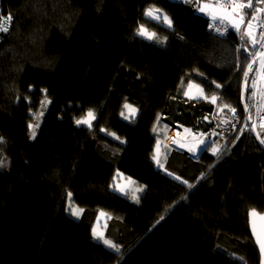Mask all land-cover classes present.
I'll use <instances>...</instances> for the list:
<instances>
[{"label":"trees","instance_id":"1","mask_svg":"<svg viewBox=\"0 0 264 264\" xmlns=\"http://www.w3.org/2000/svg\"><path fill=\"white\" fill-rule=\"evenodd\" d=\"M150 7L172 27L146 17ZM196 8L0 0V17H12L0 32V264H259L248 212H264V130L243 127L219 157L164 146L163 167L153 160L171 126L205 130L220 103L244 116L250 56ZM141 24L160 39L138 35ZM189 81L203 97L184 95ZM126 102L133 118L121 115ZM90 109L92 127L77 125ZM118 171L143 186L138 202L114 190ZM99 211L119 253L92 236Z\"/></svg>","mask_w":264,"mask_h":264},{"label":"built area","instance_id":"2","mask_svg":"<svg viewBox=\"0 0 264 264\" xmlns=\"http://www.w3.org/2000/svg\"><path fill=\"white\" fill-rule=\"evenodd\" d=\"M195 4H199L204 0H188ZM247 3V0H243ZM229 10L231 9V4H225ZM264 8V0H252V7L246 9L244 13L238 14L244 15L246 21L250 20L252 22V29L255 35V39L262 41V43H257L253 45L251 43V38L247 35L246 26L244 23L240 26L241 31L235 29L228 22H223L220 19L213 20L212 15L204 14L203 16L207 18L206 29L217 36H227L230 33H235L236 35V47L239 53H245L250 56V60L245 67L243 72V90L242 96L246 110L247 106V118L246 124L243 125V119L237 114L228 112H217V106H215L211 117L210 125L205 130H197V139L212 138L217 136H229L237 128H245L246 130L262 131L264 130V66L261 64V59L258 53H264V37H261L259 33L264 32V12H260L259 9ZM256 17V19H253ZM7 18V17H5ZM209 24L213 26L210 28ZM7 26V23H6ZM219 29L220 31H217ZM252 64L253 70L248 73V77H245V71L248 69V65ZM245 98V100H244ZM259 110V112H258ZM203 134V135H201ZM177 147V146H175Z\"/></svg>","mask_w":264,"mask_h":264},{"label":"snow or ice","instance_id":"3","mask_svg":"<svg viewBox=\"0 0 264 264\" xmlns=\"http://www.w3.org/2000/svg\"><path fill=\"white\" fill-rule=\"evenodd\" d=\"M185 2H188V0H185ZM231 4V9L229 11V9L227 7H225V4ZM252 7V0H247V3H244L243 0H211V2H208V0H205V2L202 3V5L199 7V11L201 12H206L209 11L212 15V19L216 20V19H220L222 22L223 20L227 19L229 21L232 22L233 26L237 28L238 31H241L240 29V25L247 23L248 25V30H247V35L251 38V43L253 45L257 44V43H262V41H258L257 39H255V35L252 29V22L250 20L246 21L244 18V15H240L239 20H236L235 17L240 14V13H244L246 9H249ZM260 12H264V8L259 9ZM144 15L152 20H157V21H161L167 25L169 28L172 27L173 21L172 19L167 15V14H163L162 11L160 9L157 8H148L144 10ZM11 15H9L7 18H3L0 17V32H7L9 31L10 28V22H11ZM253 19H256V17H253ZM7 23V26H6ZM213 25L209 24V27L211 28ZM217 31H220L219 29H217ZM137 34L145 37L146 39L149 40H153V39H157L159 40L160 38L157 36V34L155 32H150L143 24H141L138 28H137ZM259 35L261 37H264V32L259 33ZM260 59H261V64L262 66H264V53H258ZM253 70L252 64L248 65V69L247 71H245V77H248V73L251 72ZM264 74V73H262ZM192 87H196L197 89H199V85H195L193 86L191 83L189 84V88ZM217 87H221L220 85H217ZM201 95L203 94V90L199 89ZM185 96H189V98H193L190 96L189 92H185L184 93ZM211 102L212 103H216L217 102V97L216 96H212L211 97ZM124 109L129 110V115L125 116V119H130L133 118L136 115L137 109H135L132 105L125 103L124 104ZM225 108H229V110L235 115L236 113V109L235 108H230L229 105L225 104L224 105ZM246 110H247V106H246ZM259 112V110H258ZM121 115L124 116V112H121ZM96 119V115L95 112L93 110H89L86 114V117L81 118V119H77L75 122L77 125H81V124H86L89 127H92V121ZM159 119V117H158ZM38 126V125H37ZM29 129L32 130L34 128V126L32 124L28 125ZM103 131V129H101ZM155 130V129H154ZM185 131H190L188 129H186ZM114 135V134H112ZM203 135V134H201ZM32 136H35V131H32ZM259 138V137H258ZM2 137H0V142H2ZM117 139H119L117 137ZM261 143H264V140H261ZM200 145H205L206 146V141L204 140H200L199 141ZM159 145V142H158ZM189 151H194V149L190 148ZM213 153H218L219 152V148H213L212 149ZM153 160L156 161V163L160 166L163 167V165L160 164L159 159L157 158V156H153ZM169 175H172L171 173H169ZM203 175V174H201ZM175 179L180 180V177H175ZM184 184H188V181H183ZM188 187L191 188L192 185L188 184ZM142 188H138L136 191L140 192L142 191ZM120 191H124L123 188L120 189ZM69 199H71L72 194L68 193ZM133 199L134 200H139V197L136 196L135 194L133 195ZM69 209H66V211ZM71 210V214L75 217H79L80 213L83 212V209H78V208H70ZM103 215V213H102ZM250 217L251 216H256L259 215L255 212V210H252L249 213ZM110 218V217H108ZM260 220L264 221V215L259 216ZM161 219H163V216L161 217ZM253 234L257 236V243L260 245V252H261V264H264V229L261 230L260 233L256 232L255 229V225H253ZM92 236L94 239H97L99 241H101L106 247L113 249L115 252L119 253L120 252V246L115 244L112 240L105 238L104 233L103 232H98L97 229L94 227L92 230Z\"/></svg>","mask_w":264,"mask_h":264},{"label":"rangeland","instance_id":"4","mask_svg":"<svg viewBox=\"0 0 264 264\" xmlns=\"http://www.w3.org/2000/svg\"><path fill=\"white\" fill-rule=\"evenodd\" d=\"M150 8H153V7H150ZM162 13L165 14L163 11H162ZM247 30H248V25L246 26V32H247ZM190 83L193 86L199 85V89L203 90L202 86L199 83H197L195 81H189L186 85H184V93L186 91L189 92L190 96L193 98L203 97L204 96V90H203V94L201 95L199 89H197L196 87L189 88ZM187 97H189V96H187ZM216 97H217V101H218L220 98L218 96H216ZM241 99H242L241 100V106H242V109L244 111V116H242V119H243V125L242 126H245L246 118H247L246 116L248 114H247L245 108L243 107V105H244L243 96L241 97ZM244 100H245V98H244ZM127 104H130V103H127ZM130 105H132V104H130ZM132 106L135 109H137V107L135 105H132ZM216 106L218 108V112H222V108H223L222 104L220 103V104H217ZM124 110H126V109H124ZM124 113L126 114V116H128L129 110L125 111ZM84 117H86V115ZM84 117H82V118H84ZM186 129H188L190 131H185ZM240 130H241V128H237L234 132H232L229 136H226V137L217 136V137H212V138L197 139V135H196L197 129L188 128V127H185L183 125L176 124V125L168 128L167 134L164 137V139L158 141L159 145H158V142L156 143V146L154 148V150H155L154 155L157 156V158L160 161V157H161L162 152H163V147L169 146L172 148L179 149L181 151L186 150V152H188L189 149L192 148V149H194V151H190V152H195V151L201 149V150H207L209 153H211V152L213 153V151H212L213 148H219L218 153H215V154L213 153L214 156L219 157V156H222L223 154H225L226 151L229 150L231 144L233 143L234 137L236 136V134H238L240 132ZM172 131H174V132L176 131L177 134L179 135V137L177 139L179 142V146H177V147H175V145H172L171 143L168 142V138L171 135ZM256 132H257V134H259L261 131H256ZM200 140L206 141V146L200 145L199 144ZM116 174H118V175H115V179L113 181V187L115 188L116 191H120V189L123 188L124 189V191H122L123 194L128 192L129 195L133 196L134 194L135 195L138 194V192L136 191L138 188L143 187L142 185L135 183L130 177H125L124 174L121 173L120 171H118ZM68 207H69V210H70V208L81 209L79 206L74 205V204H68ZM102 213H103V215H102ZM108 217H109V215L106 212L99 211L93 228L95 227L98 232L104 233V229L106 226V220L108 219Z\"/></svg>","mask_w":264,"mask_h":264},{"label":"water","instance_id":"5","mask_svg":"<svg viewBox=\"0 0 264 264\" xmlns=\"http://www.w3.org/2000/svg\"><path fill=\"white\" fill-rule=\"evenodd\" d=\"M171 1H175V0H171ZM205 2L202 1L200 2L198 5H197V8H196V12L198 14H201V15H204V14H209L211 15V13L209 11H206V12H201L199 11V7L202 5V3ZM208 2H211V0H208ZM230 11V10H229ZM240 16L237 15L235 17L236 20H239ZM224 21L228 22L230 25L233 26L232 22L225 19ZM242 25V24H241ZM240 25V26H241ZM234 27V26H233ZM235 29H237L236 27H234ZM252 210H255V212L259 215H256V216H251L249 215V213L252 211ZM261 215H264V212H259L258 210L256 209H250L249 212H248V225H249V230H250V233H251V236L254 240V243L255 245L257 246V249H258V252H259V264H261V252H260V245L257 243V236L253 234V225H255V229H256V232L257 233H260L262 229H264V221L260 220L259 216Z\"/></svg>","mask_w":264,"mask_h":264},{"label":"bare ground","instance_id":"6","mask_svg":"<svg viewBox=\"0 0 264 264\" xmlns=\"http://www.w3.org/2000/svg\"><path fill=\"white\" fill-rule=\"evenodd\" d=\"M178 137H179V135L177 134V132L172 131L171 135L168 138V142L171 143L172 145L179 146V142L177 140Z\"/></svg>","mask_w":264,"mask_h":264},{"label":"crops","instance_id":"7","mask_svg":"<svg viewBox=\"0 0 264 264\" xmlns=\"http://www.w3.org/2000/svg\"><path fill=\"white\" fill-rule=\"evenodd\" d=\"M186 151V150H185ZM201 151V149H199V150H197V151H195V152H190V151H188L191 155H193V156H196L199 152ZM212 153V152H211ZM213 154V153H212ZM214 155V154H213ZM116 175H118V174H116ZM114 188V187H113ZM114 190H115V188H114ZM119 193H121V194H123V192L122 191H118Z\"/></svg>","mask_w":264,"mask_h":264}]
</instances>
